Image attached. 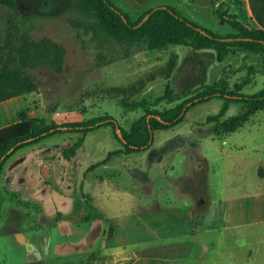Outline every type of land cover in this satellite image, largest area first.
<instances>
[{
  "label": "rangeland",
  "instance_id": "obj_1",
  "mask_svg": "<svg viewBox=\"0 0 264 264\" xmlns=\"http://www.w3.org/2000/svg\"><path fill=\"white\" fill-rule=\"evenodd\" d=\"M112 1L133 20L170 5L220 35L236 32L220 15L264 28V0ZM98 22L77 0H0V48L15 49L18 72L32 86L21 93L27 103L18 117L21 127L112 115L129 130L146 110L174 107L210 85L251 94L264 88L260 55L233 48L220 60L215 49L187 44L150 49L143 42L122 43L100 33ZM13 97L0 101V111ZM222 104L215 97L192 106L179 124L155 131L150 148L139 152L108 158L110 151L124 147L109 127L88 132L84 148L71 161L63 159L62 151L80 134L52 135L16 151L6 165L11 175L0 184V264H216L191 262L190 254L180 261L174 254L163 257L158 242L151 254L142 238L126 243L124 229L114 238L112 217L132 211L148 216L150 210L151 219L203 214L206 199L195 198L194 175L204 168L213 198L238 186L240 168L254 161L253 147L264 139V106L228 132L245 118V108L243 102L231 103L215 124L208 116ZM15 136L14 130H0V145ZM139 167L145 170L135 171ZM142 190L153 207L142 208L130 199L131 192ZM182 201L186 206L179 205ZM125 223L129 236L144 235ZM70 229L86 237L68 243L63 236ZM212 237L225 239L213 250L224 247L238 254V230ZM205 248L193 249L205 253Z\"/></svg>",
  "mask_w": 264,
  "mask_h": 264
},
{
  "label": "trees",
  "instance_id": "obj_2",
  "mask_svg": "<svg viewBox=\"0 0 264 264\" xmlns=\"http://www.w3.org/2000/svg\"><path fill=\"white\" fill-rule=\"evenodd\" d=\"M77 1L87 11L97 16L99 20L96 27L97 31L119 42L127 44L143 42L150 49H163L170 44H187L195 50L215 49L220 60H223L233 48H236L260 55L263 59L262 70L264 71V28L262 27L249 28L237 19L225 18L223 15H220L221 20L231 24L236 29V32L220 35L183 16L175 7L170 5L160 6L156 10H153V8L143 14L138 20H133L130 15L120 9L112 0ZM16 5L18 6L17 1ZM147 13H150V16L142 22ZM124 16L128 19V22L125 21ZM228 37H233V39H222ZM25 63L30 62L27 61ZM19 66L15 49L8 51L5 48H0V93L5 88H8L7 95L0 94V101L7 97L32 90V86L29 85V79L22 77L18 72ZM215 97L223 99V104L218 113L208 116V119L214 120L215 124H218L220 118L227 113L231 103L243 102L244 104L245 118L240 119L228 132L236 131L239 126H243L251 112L264 106V88L251 94L239 90H230L221 85H210L194 97L174 107L163 111L146 110V113L137 119L129 130L123 128L112 115L62 123L53 120L51 123L38 126L33 125L32 127L29 126V123L25 127H21L23 124L22 119L4 128V130H14L16 136L0 145V177L3 166L16 151L52 135H81L78 140L71 141L63 149L62 157L66 161L73 160L84 148L85 135L88 132L100 128H112L124 146L115 151H110L108 158L115 153L130 154L147 150L154 141V133L152 134V132L174 127L184 119L189 108ZM188 103L190 104L188 105ZM185 107L187 108L183 113ZM21 118H23V115ZM229 120L224 121L223 124L227 121L229 122ZM216 127L215 125L212 129L213 132L217 130ZM118 128L121 129L123 137H119L117 133ZM208 171V168H204L202 173L196 172L194 175L196 186L194 196L196 199L205 197L204 211L207 210L210 203Z\"/></svg>",
  "mask_w": 264,
  "mask_h": 264
},
{
  "label": "crops",
  "instance_id": "obj_3",
  "mask_svg": "<svg viewBox=\"0 0 264 264\" xmlns=\"http://www.w3.org/2000/svg\"><path fill=\"white\" fill-rule=\"evenodd\" d=\"M26 105V97L22 94L11 98L9 104L4 102L2 111H0V130L18 122V117L26 109ZM253 149L256 150V158L254 161H250L247 166L240 168L238 186L228 189L229 194L227 196L213 198L209 189L208 177L210 203L203 214L170 218L158 214L151 219V210L146 213L149 214L148 216L134 211L122 213L118 215V218L112 217L115 218L117 225L114 238H117V235L119 236L124 229L125 234H127L126 243L142 238L143 244H148L147 246L152 251L151 254H154L153 245L158 242L160 254L163 257L174 254L177 256V261H180L184 255L190 254L191 262L195 258L196 263L201 261L216 264L220 262L264 264V139L260 142L257 141ZM11 160L9 159L4 166L9 164ZM144 170V168L139 167L135 171L143 172ZM8 172L10 170L7 169V166L4 167L0 184L5 181L3 177L11 175ZM150 176L153 175L150 173ZM17 182L18 179L15 183ZM130 199L132 201L136 199L134 202H138L137 204L142 208L153 207L152 199L147 197L143 190L142 193L138 194L131 192ZM182 202L184 203L179 205L186 206L187 201ZM124 214L125 217L122 216ZM125 220L131 225L130 227L134 228L136 233L139 230L144 235L129 236V231L124 228ZM226 229L238 230V240L241 247L238 254L230 253L224 247L222 250H213L212 248L217 242L224 244L225 240L222 237H216V241H214L213 234ZM63 237H65L63 238L64 241L68 243L80 242L86 237V232L70 229L64 233ZM188 242H190V246H188ZM198 246H206L205 253H196L193 248H198ZM216 251L219 252L217 255L215 254Z\"/></svg>",
  "mask_w": 264,
  "mask_h": 264
},
{
  "label": "water",
  "instance_id": "obj_4",
  "mask_svg": "<svg viewBox=\"0 0 264 264\" xmlns=\"http://www.w3.org/2000/svg\"><path fill=\"white\" fill-rule=\"evenodd\" d=\"M160 6H156L153 10H156V9H158ZM150 16V13H147V15H146V17L143 19V21L142 22H144V20H146L148 17ZM124 19H125V21L126 22H128V19L124 16ZM141 22V23H142ZM139 25V24H138ZM138 25H136V26H138ZM206 33V32H205ZM222 39H233V37H228V38H222ZM190 103H188V105H189ZM186 108L187 107H185V109H184V111H183V113L185 112V110H186ZM182 113V114H183ZM148 118H149V116H148ZM117 133H118V135H119V137H123V134H122V131L120 130V128H118L117 129ZM154 132H152V134H153ZM154 136V135H153ZM152 141V140H151ZM12 150V149H11Z\"/></svg>",
  "mask_w": 264,
  "mask_h": 264
}]
</instances>
